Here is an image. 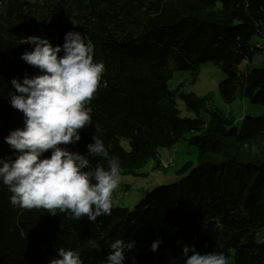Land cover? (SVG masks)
I'll return each instance as SVG.
<instances>
[{
	"label": "trees",
	"instance_id": "obj_1",
	"mask_svg": "<svg viewBox=\"0 0 264 264\" xmlns=\"http://www.w3.org/2000/svg\"><path fill=\"white\" fill-rule=\"evenodd\" d=\"M73 31L91 41L105 71L89 105L92 125L63 147L87 156L98 135L120 172L136 175L149 159L161 167L158 149L184 140L197 148V164L176 169V182L148 192L133 210L112 203L111 215L95 222L14 207L0 180V264H50L60 248L83 264H108L116 239L135 241L124 264H186L185 245L201 255L223 253L229 264H264V115L237 126L210 107L211 96L168 86L175 72L196 74L212 62L226 75L219 84L225 103L241 97L264 106V47L252 44L264 38V0H0V159L15 160L6 138L24 126L10 103L18 94L11 81L42 74L21 59L29 51L22 40L38 36L62 47ZM257 53L260 67L237 69ZM178 100L194 118L181 117ZM88 159L109 170L106 160ZM156 240L162 243L154 253Z\"/></svg>",
	"mask_w": 264,
	"mask_h": 264
},
{
	"label": "clouds",
	"instance_id": "obj_2",
	"mask_svg": "<svg viewBox=\"0 0 264 264\" xmlns=\"http://www.w3.org/2000/svg\"><path fill=\"white\" fill-rule=\"evenodd\" d=\"M69 18L76 27L77 21ZM22 41L34 48L21 59L42 74L32 78L26 75L22 83L11 81L18 94L10 96V103L23 113L24 126L6 138L17 153L15 160L0 159V180L12 194L10 203L24 210H44L52 216L68 213L77 221L86 216L95 222L100 216L111 215L112 195L120 183L119 159L110 156L98 135L87 146V156L63 147L80 141V131L92 125L89 105L101 87L105 65L94 62V45L86 43L79 32L67 33L62 47H53L49 40L38 36ZM103 86L107 87L106 81ZM49 151L50 158L42 159ZM89 156L106 160L109 170L99 162L93 168ZM161 243L154 241L151 251H158ZM109 247L108 264H124L126 252L134 249L135 241L116 239L109 242ZM183 255L186 264H229L223 253L201 255L187 245ZM50 264L83 261L78 253L60 248L58 258Z\"/></svg>",
	"mask_w": 264,
	"mask_h": 264
},
{
	"label": "rangeland",
	"instance_id": "obj_3",
	"mask_svg": "<svg viewBox=\"0 0 264 264\" xmlns=\"http://www.w3.org/2000/svg\"><path fill=\"white\" fill-rule=\"evenodd\" d=\"M252 44L263 48L264 38L255 37ZM33 48V45L28 44L29 51ZM262 60L263 54L257 53L251 62H243L237 69L246 74L253 68L260 67ZM225 79V73L212 62H206L200 66L196 74L175 72L168 86L170 90L181 87L182 92L193 93L199 98L211 96L210 107L223 116L233 118L237 126H240L241 121L247 116L259 117L264 115V106L251 104L241 97H238L231 104L225 103L219 90V84ZM177 103L181 117H195L194 113L186 110L181 100H178ZM121 146L127 151L130 150L128 140L122 139ZM157 152L158 160L169 163L171 168H158L154 160L149 159L141 168L136 170V175L120 172L119 187L112 195V203L116 207L133 210L148 192L158 186L176 182L178 177L176 169L185 163H189L191 168L197 164V148L189 146L184 140L179 141L172 148H159ZM259 239L264 242V228L259 234Z\"/></svg>",
	"mask_w": 264,
	"mask_h": 264
},
{
	"label": "bare ground",
	"instance_id": "obj_4",
	"mask_svg": "<svg viewBox=\"0 0 264 264\" xmlns=\"http://www.w3.org/2000/svg\"><path fill=\"white\" fill-rule=\"evenodd\" d=\"M161 164V167L163 168V162H160ZM171 168V165L168 163L167 165H166V168L165 169H170Z\"/></svg>",
	"mask_w": 264,
	"mask_h": 264
},
{
	"label": "built area",
	"instance_id": "obj_5",
	"mask_svg": "<svg viewBox=\"0 0 264 264\" xmlns=\"http://www.w3.org/2000/svg\"><path fill=\"white\" fill-rule=\"evenodd\" d=\"M161 162H163V168L165 169V168H166V165H167L168 163L165 162V161H161Z\"/></svg>",
	"mask_w": 264,
	"mask_h": 264
}]
</instances>
